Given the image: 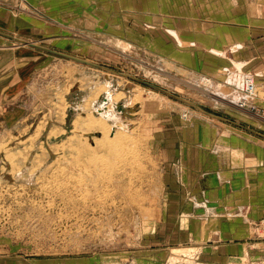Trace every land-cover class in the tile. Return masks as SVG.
<instances>
[{
  "label": "rangeland",
  "instance_id": "374dc122",
  "mask_svg": "<svg viewBox=\"0 0 264 264\" xmlns=\"http://www.w3.org/2000/svg\"><path fill=\"white\" fill-rule=\"evenodd\" d=\"M209 2L0 0L1 32L54 50L0 36V264L161 262L153 250L137 251L153 244L164 211V135L202 115L188 102L241 117L242 79H261L264 69V45L258 62L233 58L234 43L217 47V33L234 23ZM176 19L199 26L186 32ZM202 76L219 84L221 99ZM106 89L125 103L124 112H111L127 139L98 147L101 130L73 121L99 115ZM86 146L92 152L84 155Z\"/></svg>",
  "mask_w": 264,
  "mask_h": 264
},
{
  "label": "crops",
  "instance_id": "0c3cea01",
  "mask_svg": "<svg viewBox=\"0 0 264 264\" xmlns=\"http://www.w3.org/2000/svg\"><path fill=\"white\" fill-rule=\"evenodd\" d=\"M210 4L234 23L217 33V47L234 43L233 58L258 62L264 45V0H224V9L214 0ZM196 24L176 19L186 32ZM177 57L191 60L183 53ZM261 75L256 81L264 79V69ZM241 109V117L234 118L198 109L202 115L187 118L164 135L161 155L169 180L164 211L154 220L153 244L140 246L139 254L153 250L159 264H264V237L259 235L264 217V122L248 108Z\"/></svg>",
  "mask_w": 264,
  "mask_h": 264
},
{
  "label": "bare ground",
  "instance_id": "6f19581e",
  "mask_svg": "<svg viewBox=\"0 0 264 264\" xmlns=\"http://www.w3.org/2000/svg\"><path fill=\"white\" fill-rule=\"evenodd\" d=\"M14 40L18 41V40H23V39H19V38H15L14 37ZM26 42H28V41H26ZM28 43L30 45L33 44L34 46H37L33 42H28ZM85 62L89 63V64H92V65H95V64L87 62V61H85ZM96 66L98 67V65H96ZM99 67L111 72V69H109V68L102 67V66H99ZM113 73L129 76L127 74L117 73L116 71H114ZM200 82H201V84L205 85L208 88H212L215 91L212 94V96H214L216 99H221V96L218 95L220 93L219 84L214 83L209 77H205V76H202L200 78ZM109 85L110 84L108 83V86ZM108 89H106V91L104 92L105 96H103V99L100 102V108H98L99 115H97V116L94 115V117H92V116L76 117L74 119V121H73L74 128H79V127L83 126V127H86V128H90V129H92L94 131H100L101 130L102 136L96 140V144L98 145V147L99 146H103V147H111L112 146L113 147V146H115V145H117L119 143L124 144L126 142V139H127V134L125 132H121V131H124V130H121V129L117 130L118 126H121V127L124 126V122L119 121L120 120V117H119L120 115L116 116L117 114H120L122 111L124 112L125 110H127L126 107H125V103H124V101L117 102V98H118L119 94L118 93L112 94V92L109 91ZM205 91H206V89H205ZM93 95H94V93H93ZM91 96H89V97H91ZM138 98H139V96L136 94L133 98H131V102H135ZM92 100H93V98H92ZM92 100L88 101V105H89V102L91 103ZM185 101L187 102V100H185ZM85 102H87V101L85 100ZM131 102H129V103H131ZM91 104H94V101ZM126 106L128 107V105H126ZM237 106H238V104H237ZM83 107H82V109H83ZM112 108H114V111H115L116 115L111 112ZM116 108H117V110L120 111V113L116 112ZM238 108H240V107H238ZM184 116L188 117V113H183V117ZM110 129H111L110 136L108 137L107 134H108ZM80 150H81L82 153H84V155L85 154H90L92 152L91 149L88 146H86L85 148H82ZM189 261H190V259H189Z\"/></svg>",
  "mask_w": 264,
  "mask_h": 264
},
{
  "label": "built area",
  "instance_id": "2783aa9c",
  "mask_svg": "<svg viewBox=\"0 0 264 264\" xmlns=\"http://www.w3.org/2000/svg\"><path fill=\"white\" fill-rule=\"evenodd\" d=\"M240 90L242 97L237 101L238 107L254 109L256 111L255 113L264 122V79L261 82H256L254 77L245 76L242 79ZM254 97L258 100L253 99ZM259 226L264 233V217L260 220Z\"/></svg>",
  "mask_w": 264,
  "mask_h": 264
},
{
  "label": "water",
  "instance_id": "95a60500",
  "mask_svg": "<svg viewBox=\"0 0 264 264\" xmlns=\"http://www.w3.org/2000/svg\"><path fill=\"white\" fill-rule=\"evenodd\" d=\"M2 34H3V33H2ZM3 35H5V34H3ZM5 36H7V35H5ZM8 37H10V36H8ZM11 38L14 39V37H11ZM18 41H20V43H23V44H29V43L26 42L25 40H18ZM31 44H32V43H31ZM29 45H30V44H29ZM32 45H33V44H32ZM33 46H34V45H33ZM36 47H38V46H36ZM39 48H42V47H39ZM66 56H69V55H66ZM69 57H71V56H69ZM82 61H84V60H82ZM84 62H85V61H84ZM111 72H114V71L111 70ZM140 81H141V80H140ZM141 82L146 83V84H148V85H150V86H152V87H154V88H156V89H158V90H160V91H164V92H166L165 90L160 89V88H158V87L155 86V85H152V84L147 83V82H145V81H141ZM188 103H189L190 105H192L193 107L199 109L200 111H204L202 108L196 106L195 104H193V103H191V102H188Z\"/></svg>",
  "mask_w": 264,
  "mask_h": 264
}]
</instances>
